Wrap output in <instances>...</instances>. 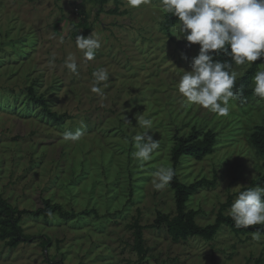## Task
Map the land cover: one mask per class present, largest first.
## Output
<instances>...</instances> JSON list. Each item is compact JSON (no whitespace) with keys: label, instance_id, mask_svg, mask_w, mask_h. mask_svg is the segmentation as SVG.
I'll return each instance as SVG.
<instances>
[{"label":"rangeland","instance_id":"374dc122","mask_svg":"<svg viewBox=\"0 0 264 264\" xmlns=\"http://www.w3.org/2000/svg\"><path fill=\"white\" fill-rule=\"evenodd\" d=\"M165 16L162 0L138 7L127 0L103 7L97 0H0V199L20 212L43 209L45 201L61 208L49 218L24 215L20 226L37 239L16 249L1 242L0 264H264V236L222 227L211 242L174 243L164 226L152 228L158 212L175 214L174 192L155 190L152 180L159 167H172L176 133L197 127L217 134L212 155H184L178 169L185 185L216 179L188 203L200 226L212 225L229 197L234 202L264 175L249 143L264 122V100L255 96L245 109L232 100L227 116L188 102L178 81L200 46L178 40L176 26L165 30ZM92 32L101 47L88 61L75 40ZM69 55L78 74L65 66ZM251 66H234L237 79ZM99 68L109 74L101 94L91 91ZM31 88L63 117L32 103ZM139 116L152 121L150 130ZM81 121V139L65 141ZM144 131L159 148L141 165L132 157L133 137ZM137 223L147 254L137 250Z\"/></svg>","mask_w":264,"mask_h":264},{"label":"clouds","instance_id":"9594fccd","mask_svg":"<svg viewBox=\"0 0 264 264\" xmlns=\"http://www.w3.org/2000/svg\"><path fill=\"white\" fill-rule=\"evenodd\" d=\"M131 7H138L142 0H127ZM163 10L178 18V40L184 39L188 46L198 44V55L193 58L190 70H184L178 81V92L188 101L209 109L220 116H227L229 103L242 95L235 89L237 72L235 65L251 66L264 57V0H162ZM76 47L83 51L84 58L91 61L101 47L95 33L88 37L77 35ZM223 53L229 60L214 59ZM187 59V57H183ZM65 66L73 74H78L75 58L69 55ZM91 91L101 94L102 82L109 80L108 71L99 68L92 73ZM253 94L264 100V70H258L251 80ZM139 126L152 128V121L143 116L136 118ZM131 123V121H128ZM86 125L81 121L80 129L66 131L63 139L77 142L81 139V129ZM135 151L132 157L143 162L150 160L151 154L159 148V140H154L149 131L133 137ZM175 175L172 167H159L153 173L152 185L162 190L169 185ZM52 215L51 212L48 213ZM237 228L264 225V187L245 188L240 191L228 213ZM262 233L257 230L252 238L259 240Z\"/></svg>","mask_w":264,"mask_h":264},{"label":"trees","instance_id":"16d2710c","mask_svg":"<svg viewBox=\"0 0 264 264\" xmlns=\"http://www.w3.org/2000/svg\"><path fill=\"white\" fill-rule=\"evenodd\" d=\"M97 1L102 7L107 3V0ZM178 23L179 21L177 17L171 13H166L163 25L165 30L170 31ZM213 55L214 59L229 60L232 62L230 57L223 53H220L217 56L213 53ZM232 64L233 67L236 66L234 62H232ZM262 64H264V57L253 62L250 69L239 79H236L234 90L239 89L242 92V95L238 94L237 99H235L239 109L248 108L254 100L255 95L252 92L251 80L258 71L259 66ZM30 95L32 96V103L36 104L37 102H43V107L48 117L56 120L63 117L52 113L42 98H36L32 88L30 89ZM174 139L176 140V145L172 152L171 163L175 175L168 186L174 192L176 210L174 215H166L158 212L152 228L164 226L174 243L186 242L191 238L211 242L216 238L222 227H228L237 236H252V233L257 230H259L262 233V236H264V225H254L247 228H237L235 226V222L231 219L230 215L226 214L227 209L231 208L233 203V196L229 197L227 203L221 207L217 218L212 225L200 226L197 223L196 218L198 213L194 210H190L188 208V203L191 197L200 189L215 188L216 179L213 181L205 179L192 185L183 184L178 176L180 160L182 156L186 155L196 161H203L205 158L212 155L218 142L217 134L213 131L204 132L201 128L194 127L192 133L180 136L176 133ZM249 143L255 157L258 160H261L264 169V122L253 128L249 136ZM252 185L254 187H264V175L253 182ZM60 209L59 206L53 205L50 201H45V207L43 209L36 212H20L5 200L0 199V243L4 242L9 248L16 249L23 243L34 241L37 238L26 235L23 228L20 226L22 217L27 214H32L36 217L49 218L54 213L59 212ZM49 212H51L52 215H49ZM133 229L135 230L138 252L141 254H147V251L144 249V228L137 223ZM257 264H263V262L258 261Z\"/></svg>","mask_w":264,"mask_h":264}]
</instances>
